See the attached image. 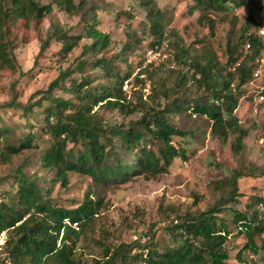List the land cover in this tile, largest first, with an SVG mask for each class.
I'll use <instances>...</instances> for the list:
<instances>
[{"label":"trees","instance_id":"trees-1","mask_svg":"<svg viewBox=\"0 0 264 264\" xmlns=\"http://www.w3.org/2000/svg\"><path fill=\"white\" fill-rule=\"evenodd\" d=\"M135 1L145 12L143 35L136 38L127 32L129 40L109 56L112 38L98 27V9L89 7L87 0H0V75L18 71L16 49L28 42V32L38 29L55 6L82 15L83 32L72 33L51 23L41 51L56 39L67 59L83 39L91 40L83 45L75 64L62 69L47 89L26 103L13 94L0 105V109L19 111L21 118L11 124L0 115V169H8L0 171L7 173L0 175V234H7L0 247V264H84L80 238L107 205L105 190L119 189L140 177H158L169 173L178 158L188 160L190 149L183 140L177 143L176 137H201L206 133L202 126L210 124V132L223 141L236 135L235 153L244 150L249 131L237 111L254 79L257 60L264 58V37L258 34L257 21L264 15V0H193L188 15L198 11L199 24L208 26L212 36L220 22L231 24L223 52L226 60L210 37L196 35L195 42L186 45L171 27L173 12L164 10L158 0ZM231 4L249 10L241 25L239 16L230 14ZM125 13L134 18L133 10ZM164 40L170 45L169 58L158 67L147 63V56L142 59L136 77L141 87L133 91L136 100H130L125 88L133 76L128 55L139 50L140 43L148 41L150 49ZM121 62L126 63L125 70ZM239 62L236 70L230 69ZM173 63L178 67L164 68ZM161 70L166 75L158 76ZM142 76L152 80L149 93ZM260 96L264 97V89ZM109 111L122 115L123 121L115 122L107 116ZM135 114L139 116L128 119ZM189 121L198 124L188 128ZM35 166L37 171L30 173ZM72 173L92 179L83 202L74 208L52 197L55 185L69 186ZM245 175L236 170L231 177L215 181L220 197L205 210L164 208L170 217L166 226L170 240L153 232L147 240L111 244L109 232L103 234L97 240L105 250L93 257V263L264 264V211L260 209L264 197L252 195L249 206L256 208L251 212L230 206L239 202L238 182ZM194 197L196 204L198 197ZM241 236L246 242L237 244ZM258 254L261 261L255 258Z\"/></svg>","mask_w":264,"mask_h":264},{"label":"rangeland","instance_id":"rangeland-1","mask_svg":"<svg viewBox=\"0 0 264 264\" xmlns=\"http://www.w3.org/2000/svg\"><path fill=\"white\" fill-rule=\"evenodd\" d=\"M47 3L50 0H41ZM81 0H77L80 2ZM88 6L95 5L98 9L100 23L98 27L110 34L112 38L111 47L107 55L118 53L123 44L129 38L127 32H133L136 38L143 35L142 21L145 12L135 0H87ZM164 10L172 11L174 14V27L184 38L186 45L195 42L197 37L203 39L210 37L213 45L218 50L221 58L225 59L223 52L226 46V37L231 28L228 21H222L217 25L215 36H212L208 26H202L198 22L199 12L188 15L189 7L193 0H158ZM233 7L231 15L239 16V25L248 16V8ZM134 11V18L130 19L126 11ZM215 17L214 14H212ZM51 23L62 27L72 33H81L84 28L82 15L73 16L66 11L54 7L43 24L37 29L28 32V42H21L16 49L19 62L17 72L7 71L0 75V105L7 103L13 94L19 96L18 100L26 103L31 96L37 95L40 90L47 89L50 83L59 75L62 69L75 64L76 58L81 54L85 43L90 39H83L80 45L70 53L67 59L60 54L62 43L52 39L49 47L41 51V45L46 37ZM139 50L128 55L132 64L133 76L126 84V91L130 100H136L133 96L135 89L139 90L141 84L136 80L137 74L142 67V59L147 56L148 41L140 43ZM199 52L201 45L197 44ZM200 47V48H199ZM224 60V61H225ZM145 65V64H144ZM175 68L178 67L175 64ZM122 69H126V63L121 62ZM159 65H157L158 67ZM168 66H165L166 68ZM167 71L161 70L158 76L166 75ZM144 78V76H142ZM146 80V93H149L152 80ZM263 76L255 80L253 84L246 87L247 93L241 96V105L237 115L242 125L248 129L249 134L244 139L245 148L240 153H235L232 146L235 134L226 141L212 134L210 124L202 126L201 131H206L201 137H176L175 140H183V145L190 149L188 160L178 158L169 173L161 174L152 179L140 177L123 185L119 189L105 190L106 206L100 212L95 223L89 226L82 234L79 246L83 251L84 264H94L93 257L101 255L105 247L99 240L103 234L109 232V243L119 241L132 242L139 238L147 240L150 234L156 232L157 237H166L170 240V233L166 226L170 223V217L164 208L169 205L179 207L181 212L187 210H205L212 206L220 197L221 191L215 188V181L231 177L236 170L246 173L245 177L238 182L239 202L231 203L230 206L239 211L251 212L256 208L251 204L252 195L264 197V105L261 106ZM143 88V87H142ZM37 99V98H36ZM0 115L7 122L14 124L21 121L20 112L13 109H0ZM107 116L115 122H122L124 117L119 113L107 112ZM139 114L129 116L128 119L138 117ZM195 123V124H194ZM197 122L189 121L188 128H195ZM22 156L16 160V165L22 161ZM6 167L0 169L5 171ZM37 167L29 168L30 173L37 171ZM256 169V171H255ZM255 173V174H253ZM6 172L0 175H6ZM92 184L89 176L77 173L70 174V184L63 187L60 183L54 186L52 197L68 207H77L83 202L85 193ZM197 195V203L194 199ZM171 216V215H170ZM174 217V214L171 216ZM108 235V233L106 234ZM7 238L6 232L0 234V247ZM237 244L246 242L244 236L236 240ZM260 244V239L257 238ZM261 261L260 255H255ZM54 264V263H53Z\"/></svg>","mask_w":264,"mask_h":264},{"label":"built area","instance_id":"built-area-1","mask_svg":"<svg viewBox=\"0 0 264 264\" xmlns=\"http://www.w3.org/2000/svg\"><path fill=\"white\" fill-rule=\"evenodd\" d=\"M258 24L260 25V28L258 29V34L261 37H264V15L260 18H257ZM250 43L248 42L246 45V50L250 48ZM170 55V45L167 40H164L162 44L156 45L154 48H150L147 51V63H154L155 65H162V63L169 58ZM240 65L239 63L233 64V66L230 67L231 70H236V67ZM257 67L254 71V79L250 82V84H253L255 80L260 79L264 74V58L257 60ZM175 63L168 65L170 68H175ZM233 87H235V83L232 84ZM262 91L264 89V85L261 87ZM261 100H264V97H260ZM261 211H264V204L260 205Z\"/></svg>","mask_w":264,"mask_h":264},{"label":"clouds","instance_id":"clouds-1","mask_svg":"<svg viewBox=\"0 0 264 264\" xmlns=\"http://www.w3.org/2000/svg\"><path fill=\"white\" fill-rule=\"evenodd\" d=\"M262 34H264V33H262Z\"/></svg>","mask_w":264,"mask_h":264}]
</instances>
